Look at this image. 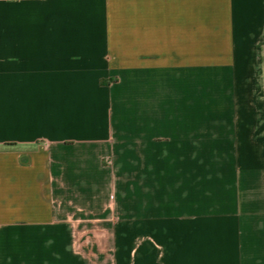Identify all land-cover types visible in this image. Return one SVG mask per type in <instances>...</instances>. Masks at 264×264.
<instances>
[{"label": "crops", "instance_id": "0c3cea01", "mask_svg": "<svg viewBox=\"0 0 264 264\" xmlns=\"http://www.w3.org/2000/svg\"><path fill=\"white\" fill-rule=\"evenodd\" d=\"M0 264H264V0H0Z\"/></svg>", "mask_w": 264, "mask_h": 264}]
</instances>
